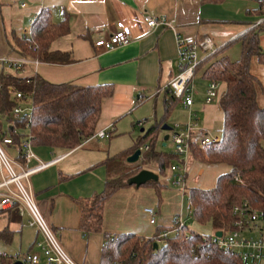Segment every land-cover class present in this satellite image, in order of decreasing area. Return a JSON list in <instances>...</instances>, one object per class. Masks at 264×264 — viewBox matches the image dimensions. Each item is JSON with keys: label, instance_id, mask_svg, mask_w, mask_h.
<instances>
[{"label": "crops", "instance_id": "0c3cea01", "mask_svg": "<svg viewBox=\"0 0 264 264\" xmlns=\"http://www.w3.org/2000/svg\"><path fill=\"white\" fill-rule=\"evenodd\" d=\"M257 7L250 0H0V60L18 56L11 51L14 35L21 36L23 28L44 9L50 11L54 22L67 18L69 33L55 39L51 49L70 52L74 62L36 65L30 61L20 73L37 72L52 82L80 86L113 84L114 93L103 101L97 127L108 129L111 137L118 130L117 123L141 98L158 100L162 96L165 110L166 90L180 63L177 34L197 38L209 35L221 47L261 21L262 17L254 11ZM146 13L165 17L171 26L149 27L144 20ZM118 21L131 27V42L110 50L96 47L95 41L115 31ZM222 23L228 25L220 28L218 25H225ZM200 51L199 57L205 59L206 54ZM194 105L195 98L192 109ZM182 106L189 110L183 103ZM153 119L163 117L159 119L154 114ZM140 120L135 118L131 123L143 125ZM166 132L161 133L162 138ZM105 138H90L73 149L34 146L45 166L37 168L38 159L31 163V189L63 249L77 264L100 263L105 233L153 238L175 226L179 218L187 220L190 226L192 211L184 192L159 175L160 187L128 185L118 189L104 202L102 230L85 236L83 206L104 190L109 176L108 160L122 152H113L104 145L101 140ZM147 207L157 212L154 223L145 210ZM29 219V214L17 207L0 208V231L11 233L10 240L0 239L7 244H19L12 248V254L3 253L1 258L4 254L25 257V264H33L29 255L39 253L40 264H47L44 251L37 246L42 234L28 224Z\"/></svg>", "mask_w": 264, "mask_h": 264}, {"label": "trees", "instance_id": "16d2710c", "mask_svg": "<svg viewBox=\"0 0 264 264\" xmlns=\"http://www.w3.org/2000/svg\"><path fill=\"white\" fill-rule=\"evenodd\" d=\"M261 14L259 6L254 10ZM67 18L54 22L49 10L44 9L33 23L29 36L14 35L11 51L18 56L42 63L69 64L74 62L70 52L52 50V42L69 33ZM264 31V20L255 24L238 37L219 47L215 54L207 56L196 68V77L225 84L219 98L224 112V127L220 142L192 146V155L207 164H228L230 171L218 177L215 187L206 189L193 187L189 190V205L192 217L200 223H211L215 229L212 235L192 230L174 233L158 241V235L146 238L134 233H105V242L99 264H244L235 254L221 250L211 242L218 230L224 231L231 225L236 204L248 199L253 206L264 207V106L260 105L259 94L263 92L261 78L253 72V60L264 64V49L260 33ZM238 42L241 55L233 60L227 53ZM24 64L8 66L0 60V138L11 134L16 156L24 161L22 140L30 133L35 146L73 149L82 145L97 133L103 101L114 93L113 84L80 86L73 82L56 83L47 80L40 73H20ZM14 68V69H13ZM21 92L26 98L19 99ZM181 101L170 88L166 90L165 114L162 120H155L151 127L139 137L135 146L121 152L118 158L131 155L138 148L148 145L142 151L143 163L155 162L156 172L166 174L179 155L156 151L163 125L175 103ZM20 102L32 104L29 118H10L14 107ZM8 122L13 124L9 125ZM143 123V120L139 121ZM138 122V123H139ZM7 124V126H5ZM15 128L20 132L15 133ZM149 142V143H148ZM109 176L102 192L93 195L83 206L82 229L86 237L92 231L102 230L104 202L118 189L130 185L128 179L145 169L134 166L117 178ZM144 185L160 187V182L151 180ZM190 227V226H189ZM161 232V231H160ZM158 232V233H160ZM0 237L11 239L8 230L0 231ZM159 243L155 248L154 244ZM26 263L25 257L3 256L0 264Z\"/></svg>", "mask_w": 264, "mask_h": 264}, {"label": "built area", "instance_id": "2783aa9c", "mask_svg": "<svg viewBox=\"0 0 264 264\" xmlns=\"http://www.w3.org/2000/svg\"><path fill=\"white\" fill-rule=\"evenodd\" d=\"M261 9V21L264 20V0H256ZM24 6V5H23ZM144 20L149 27H156L160 24L170 25L166 18L157 17L153 14L146 13ZM31 21L22 31V36L26 37L31 34L33 23ZM259 21L258 23H260ZM256 23V24H258ZM131 27L123 21L116 23V30L108 37H101L95 41V46L106 50L119 46L128 45L131 42ZM177 45L179 55L178 73L169 83V88L177 98H180L185 107L189 108V120L184 125L175 124L170 131L174 151L179 155V160L174 162L170 167L171 185L185 192L187 185V176L189 173V158L192 155V146L198 144L205 146L207 144L218 143L221 140L219 135L211 134L199 127L197 113L193 111L196 79V68L204 59L199 57V50L206 54V57L215 54L218 46L213 38L206 35L197 38L192 35L177 34ZM205 57V58H206ZM8 66L25 64L30 61L36 65L38 60L23 58L20 56L8 57L3 59ZM220 83L210 81L206 92V103H211L218 95ZM1 91V84H0ZM19 99L26 98L21 92L17 93ZM32 104L20 102L17 104L10 118L19 120L22 117L29 118L32 113ZM8 122L9 125L13 124ZM15 133L20 132L15 128ZM110 135L108 129L99 130L92 138H103ZM22 154L24 161L8 154L6 147H14V138L7 134L0 138V208L17 207L21 212H27L30 216L28 224L38 228L42 234V240L37 241L46 256L47 264H77L63 249L55 231L43 216L39 205L35 199L34 193L30 186V175L34 168H31L33 160L38 159L32 137L30 133H25L22 140ZM148 145L141 147L142 151L147 150ZM39 160V159H38ZM42 168L45 163L39 160ZM36 168V169H37ZM2 190V191H1ZM146 212L151 218V222L156 221L157 212L152 207H147ZM234 219L228 229L222 231V236L216 234L212 236L211 242L224 251L237 255L244 264H264V207L253 206L248 199L236 204L233 208ZM185 231L190 234L192 229L189 227L187 220L179 218L177 224L172 228L165 229L158 234V241H162L171 234ZM6 256V254H4ZM29 261L33 264H40L42 259L39 253L29 255Z\"/></svg>", "mask_w": 264, "mask_h": 264}, {"label": "rangeland", "instance_id": "374dc122", "mask_svg": "<svg viewBox=\"0 0 264 264\" xmlns=\"http://www.w3.org/2000/svg\"><path fill=\"white\" fill-rule=\"evenodd\" d=\"M251 4L254 6H259V3L256 0H250ZM239 4H242L240 1ZM238 5V4H237ZM31 23V22H30ZM29 23V24H30ZM223 26L218 25L220 28L225 27L228 23ZM261 38V45L264 49V31L260 33ZM229 51L232 53L230 56L231 59L236 60L241 55V45L238 42L234 43ZM201 52V51H200ZM253 72H255L262 81V89L263 92L259 94V102L260 105L264 106V64H260L257 62L256 59L253 60ZM209 80L198 76L194 80L195 86V105L193 107V111L197 113V117L199 119V127L205 131L210 132L214 135H219L222 137L223 134V127H224V112L220 108L219 98L221 93L225 89V84L220 83L218 89V95L215 100L211 103L206 102V92L208 90ZM139 101V100H138ZM163 106V97L161 96L158 100L154 97H151L150 100L143 97L141 98L140 102L137 103L136 106L133 107L128 114H126L119 122H117L118 130L114 132L111 137H106L105 139L101 140L104 145L111 148L114 152H126L133 148L138 141L139 137L142 136L145 130L149 129L155 119H153L154 114L157 115L159 119L163 117L165 114ZM189 110L182 106L181 101L175 103L172 111L167 117L166 124L174 127L177 123H186L188 122ZM141 119L143 120V125H135L133 126L131 120ZM7 126V124H5ZM142 129H145L144 131ZM166 132V131H165ZM167 133V132H166ZM149 143V142H148ZM8 154L12 157L16 156L18 152V148L16 147H9L5 146ZM156 151H164L169 154L174 153V146L172 143L171 138L167 141V145L164 146V138L161 136L157 140L156 144ZM130 155V154H129ZM129 155H125L124 157L116 159H112L110 161V178H117L122 175L124 172L128 171L130 168L134 166H143L146 169L156 170L155 162H148L143 163L141 161L142 157L136 163H130L128 161ZM191 164V166H190ZM189 166H190V173L188 177V187L184 192L186 197L187 204H189V190L193 187H200V188H212L215 187L217 184L218 177L230 171L231 167L228 164H207L204 163L200 158L197 156V153H194L189 158ZM204 168V169H203ZM204 170L201 172V170ZM161 179L170 180L171 171L168 169L166 171V176L161 175ZM113 180V179H112ZM190 228L194 231H197L201 234L205 235H212L215 233V229L213 228L211 223H200L196 221L193 217H190ZM18 242L15 243L13 241L11 244L5 243L3 240L0 239V258L1 254L9 253L12 254V248L18 246ZM38 251V249H37ZM15 253H13L14 255Z\"/></svg>", "mask_w": 264, "mask_h": 264}, {"label": "water", "instance_id": "95a60500", "mask_svg": "<svg viewBox=\"0 0 264 264\" xmlns=\"http://www.w3.org/2000/svg\"><path fill=\"white\" fill-rule=\"evenodd\" d=\"M162 128L164 131H167V133L164 136V146H166L167 141L170 139V131L173 129V127L168 125V124H164ZM141 156H142V149L138 148L137 150H135L134 153L129 155L128 161L130 163H136L137 161L140 160ZM151 180L158 181L159 180V174L157 172H155L154 170L145 168V169L141 170L139 173H137L136 175H134L133 177L129 178L128 183L130 185L142 186ZM222 234H223V232L221 230H218L216 232V235L219 237L222 236ZM154 246H155V248H158L159 243L156 242L154 244ZM17 263L24 264V262L21 260L18 261Z\"/></svg>", "mask_w": 264, "mask_h": 264}]
</instances>
